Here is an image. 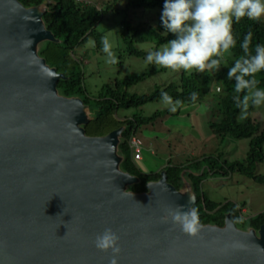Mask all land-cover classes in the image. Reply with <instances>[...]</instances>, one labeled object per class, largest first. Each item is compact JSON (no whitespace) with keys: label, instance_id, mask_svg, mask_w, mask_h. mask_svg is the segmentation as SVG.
I'll list each match as a JSON object with an SVG mask.
<instances>
[{"label":"water","instance_id":"95a60500","mask_svg":"<svg viewBox=\"0 0 264 264\" xmlns=\"http://www.w3.org/2000/svg\"><path fill=\"white\" fill-rule=\"evenodd\" d=\"M44 13L0 0V264H109L94 244L106 228L119 264H264V229L227 220L185 234L171 213L195 195L182 200L166 176L148 194L124 191L135 180L118 169L119 134L86 137L84 104L58 95L62 76L37 54L53 40Z\"/></svg>","mask_w":264,"mask_h":264},{"label":"trees","instance_id":"16d2710c","mask_svg":"<svg viewBox=\"0 0 264 264\" xmlns=\"http://www.w3.org/2000/svg\"><path fill=\"white\" fill-rule=\"evenodd\" d=\"M18 1L26 9L45 8L41 21L43 27L53 36V40L40 43L37 46V54L46 61L50 69L56 70L62 76L57 84L58 95L84 104L89 113L87 122L81 125L85 136L106 138L112 133L119 134V145L116 149L119 160L118 169L134 178L135 182L130 185V192L148 194L149 186L159 182L163 176L167 177L168 184L179 190L182 175L185 173L195 186L193 206L198 210L202 226L223 228L227 220H230L241 231L258 235L264 229V212L245 218L243 213L245 206L229 201L217 203L201 194L203 180L215 174L229 176L239 173L264 184V177L257 175V167L264 161V110H261V118H256L254 115L260 108H252L248 119L243 122L238 120L240 110L235 108L231 98L234 80L227 79V67H221L212 75L194 71L189 76L181 70L175 80L163 87L156 86L150 94L140 95L131 90L149 78L171 70L152 65V70L141 74L124 77L119 74L115 81L105 85L96 95L90 94L86 88L87 66L85 60L79 58L77 51L93 39L96 41L95 52L102 53L101 38L105 34L100 32L99 27L105 18L112 16L119 19L117 31L119 32L121 68L128 58L145 59L146 51L140 48L141 44L150 43L153 49L175 38L162 23L165 0H109L103 3L95 0L89 1V4L78 3L76 0ZM146 18L152 19L146 21ZM233 28L237 38V47L234 49L237 56L242 54L239 43L248 32L253 33V46L256 43L264 44V23H254L244 18L239 23H234ZM86 57L87 55L84 54L83 58ZM228 64L231 66L232 58L228 59ZM258 79L259 86L264 87V73L258 74ZM162 91L171 95L173 100L178 99L184 102L180 110L187 107L207 106L208 102L211 103L208 109L210 112L208 126L212 133L221 141V144L230 138L249 141L250 147L245 159L230 163L223 161L221 155L204 156L191 164L190 162L177 165L169 163L160 171L142 173L137 165L140 161L136 160L130 142L133 137L139 138L137 132L142 128L155 126L172 115L168 109L144 115L143 108L150 103H159ZM192 92L199 94L195 103L190 101ZM140 110L143 112L141 113ZM121 111L133 113L123 119L119 115ZM240 217L243 218L242 222H237V218Z\"/></svg>","mask_w":264,"mask_h":264},{"label":"clouds","instance_id":"9594fccd","mask_svg":"<svg viewBox=\"0 0 264 264\" xmlns=\"http://www.w3.org/2000/svg\"><path fill=\"white\" fill-rule=\"evenodd\" d=\"M78 3L89 4V1ZM244 18L254 23H264V0H165L162 23L175 38L158 48L147 50L145 64L172 72L183 70L189 76L194 71L212 75L221 67H227V79L234 80L231 98L235 108L240 110L238 120L243 122L250 116V109L264 106V87L259 86L258 79V74L264 73V44L256 43L253 46V33L248 32L239 43L242 54L237 56L234 52L237 38L233 25ZM88 43L95 47L92 40ZM101 43L107 62L117 63L113 51L115 42L109 39V34L102 36ZM229 58H232L231 66L228 64ZM198 95L192 92L190 101L195 103ZM160 103L175 113L184 102L173 100L171 95L162 91ZM190 203L195 204L194 197L190 198ZM244 211L245 207V214ZM171 215L173 222L185 234L192 238L199 237L203 226L194 206L187 212L177 208ZM242 219L237 218V222H242ZM119 241L116 232L106 228L96 235L94 244L100 251L111 252L109 264H119L118 257L122 252Z\"/></svg>","mask_w":264,"mask_h":264},{"label":"rangeland","instance_id":"374dc122","mask_svg":"<svg viewBox=\"0 0 264 264\" xmlns=\"http://www.w3.org/2000/svg\"><path fill=\"white\" fill-rule=\"evenodd\" d=\"M93 2L95 0H86ZM97 1V0H96ZM107 2L109 0H99V2ZM102 5V4H101ZM152 18H146L150 21ZM154 19V18H153ZM119 19L111 16L105 18L101 24L100 32L109 34V39L115 42L113 49L117 58V63L110 64L107 62L106 54L101 50V54L96 50V41L91 39L95 47L89 43L78 48V56L85 60L86 80L85 85L89 93L96 95L105 85L115 81L119 74L122 76L141 74L147 70H152V65H146L145 59L128 58L125 65L121 68L119 50V32L117 31ZM154 22V21H153ZM111 31V32H109ZM140 48L147 51L151 50L150 43L141 44ZM87 55L86 58H82ZM125 59V56H124ZM180 72H165L149 78L142 84L132 88L133 93L150 94L156 86H165L175 80ZM219 92V91H217ZM208 106V108H207ZM203 106L187 107L177 112L172 113L169 118L164 119L155 126L142 128L137 132V137L143 140V161L137 162V165L142 173L149 174L153 171H160L169 163L174 165L183 164L186 162L193 163L198 158L202 157H217L223 156V161L230 163L243 161L249 151V141H238L228 139L221 144V141L212 133L208 126L210 118L209 107L211 103ZM160 102L150 103L143 108L144 115L153 114L158 110H165ZM261 110L264 106L258 109V113L254 114L256 118H261ZM143 111L140 110L142 113ZM133 112L121 111L119 115L124 119L128 114ZM92 120V117H91ZM123 141V137H121ZM124 173V172H123ZM257 175L264 177V161L257 167ZM180 193L182 200H188L191 191L195 186L185 173L180 181ZM201 194L206 195L208 199L217 202H234L240 206H245V218L257 216L264 212V184H260L255 180L241 175L239 173L225 176L223 174H215L206 177L201 184ZM126 193L130 192V186H123ZM202 195V196H203Z\"/></svg>","mask_w":264,"mask_h":264},{"label":"built area","instance_id":"2783aa9c","mask_svg":"<svg viewBox=\"0 0 264 264\" xmlns=\"http://www.w3.org/2000/svg\"><path fill=\"white\" fill-rule=\"evenodd\" d=\"M78 2H81L82 0H77ZM131 148L134 150L135 158L138 161H141L143 159L142 152H143V141L138 138H133L130 142Z\"/></svg>","mask_w":264,"mask_h":264}]
</instances>
